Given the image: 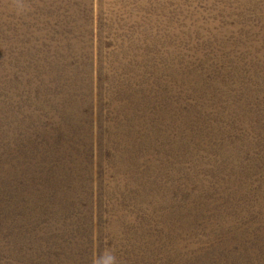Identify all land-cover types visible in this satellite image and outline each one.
<instances>
[{
    "label": "rangeland",
    "instance_id": "obj_1",
    "mask_svg": "<svg viewBox=\"0 0 264 264\" xmlns=\"http://www.w3.org/2000/svg\"><path fill=\"white\" fill-rule=\"evenodd\" d=\"M264 264V0H0V264Z\"/></svg>",
    "mask_w": 264,
    "mask_h": 264
},
{
    "label": "clouds",
    "instance_id": "obj_2",
    "mask_svg": "<svg viewBox=\"0 0 264 264\" xmlns=\"http://www.w3.org/2000/svg\"><path fill=\"white\" fill-rule=\"evenodd\" d=\"M94 264H117V260L111 251H106L103 256L94 261Z\"/></svg>",
    "mask_w": 264,
    "mask_h": 264
}]
</instances>
